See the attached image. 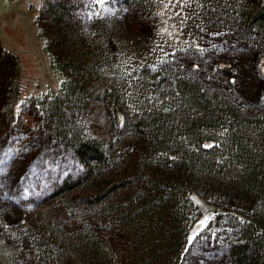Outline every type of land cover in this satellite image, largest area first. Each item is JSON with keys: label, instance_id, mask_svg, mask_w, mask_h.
Here are the masks:
<instances>
[{"label": "rangeland", "instance_id": "1", "mask_svg": "<svg viewBox=\"0 0 264 264\" xmlns=\"http://www.w3.org/2000/svg\"><path fill=\"white\" fill-rule=\"evenodd\" d=\"M48 1L54 0H0V264H94L91 227L105 252L99 259L111 253L116 260L138 262L142 235L162 239L158 233L172 225L175 201L164 200L161 210L153 206L140 220L121 225L109 203L91 199L92 182L73 155L54 144L42 107L64 77L45 49L47 36L49 45L58 40L57 30L43 22V36L37 22L39 16L45 20ZM63 1L70 25L64 57L92 75L85 131L115 144L112 169L125 182L112 195L115 203L127 207L134 206V197L159 198L176 170L189 176L178 155H149L151 140L138 128L162 109L175 111L178 120L188 117L184 96L170 84L174 77L196 81L206 94L218 93L240 116L264 119V31L246 30L241 0L210 5L147 0L146 6L137 0ZM145 70L158 72V79ZM115 124L124 125L119 137ZM243 132L252 133L251 128ZM152 164H159L157 174ZM224 170L192 173L196 179L187 197L194 208L181 223L187 226L183 264H234L229 250L237 236L231 224L259 210L253 198L237 206L224 202L223 188L241 190L243 172ZM146 179H155V187ZM144 223L149 225L143 228ZM263 259L253 264H264Z\"/></svg>", "mask_w": 264, "mask_h": 264}, {"label": "trees", "instance_id": "2", "mask_svg": "<svg viewBox=\"0 0 264 264\" xmlns=\"http://www.w3.org/2000/svg\"><path fill=\"white\" fill-rule=\"evenodd\" d=\"M137 1L141 6L147 5V0ZM202 1L209 5L218 2V0ZM67 9L63 0L48 1L42 11L45 20L39 16L37 21L43 36L47 32L41 27L43 22L52 23L57 30L58 40L49 45L51 37L49 39L47 36L45 49L52 57L55 67L64 77L61 89L56 94H52L46 105L42 107L45 123L48 122L46 126L48 125L49 128V136L55 145L61 146L73 155L72 157L86 174V178L90 179L95 191L91 199L95 202L109 203L115 211L116 216L114 217L120 219L121 225H129L133 220H140L153 206L161 210L164 207V200L175 201L172 225H165V232L162 234L157 232L162 239L154 234L153 237L142 235L143 250L138 255V262L126 263L122 259V261L119 260L120 257L116 260L111 256V253L107 260L99 259L97 255L101 254L102 256L105 252L100 248L101 241H98L99 237L91 227L93 239L92 242H89L92 247L91 256H89L92 262L94 261V264H183V259L186 256L183 245L187 226L184 228L181 223H185L192 217L189 214L191 207L194 208V204L187 197L193 193L192 183L196 179L193 178L192 173L195 170L209 171V169H213L214 174L221 175L226 167H238L243 172L239 180L241 190L237 186L223 188L224 202L237 206L239 201L253 198L259 204L258 211L245 214L244 219L237 223L232 222L231 225L234 227L237 237L230 247V257L234 264H253L264 258V170H262L264 165V119L240 116L234 111L235 107L232 108L227 99L218 93L206 94L198 91L199 85L196 81L174 77L170 84L180 92L182 98L184 96V111L187 109L191 111L187 114L188 117L178 120L175 111L162 109L149 119L140 122V125L138 122V128L143 136L151 140L152 147L149 150V155L157 154L156 151L178 155L181 158L178 161L181 163L180 166L185 168L189 176L176 170L172 179L164 178L166 180L164 182L165 193L159 198L146 197L144 201H140L138 199L141 197H134V206L127 207L124 202L117 201L115 203L112 195L125 182L121 183L119 178H115L112 169L116 163L112 160L115 144L92 137L85 131L82 117L87 112L88 100L93 92L92 75L85 69L86 67L78 69V66H74L64 57L67 55L66 45L69 44L65 37L66 30L70 28L67 23L69 21V14L66 15ZM240 13V21L246 24L248 28L246 30L249 33L264 31V3L261 0H241ZM65 23L66 25L63 26ZM145 72L149 73L147 70ZM158 75L159 73L155 72L151 73L150 77L155 81L158 79ZM159 84H161L160 80L156 86ZM113 90L118 92L115 88ZM123 127L122 124L114 125V133H118L116 137L122 134ZM247 128H251L252 133L245 134L243 130L246 131ZM207 140H212L213 144L204 145ZM122 146L120 145V147ZM121 150L118 151L120 155L123 153ZM164 162L168 163V158ZM152 167L156 170L153 173L157 174L160 170L159 164L154 166L152 164ZM188 168L191 169V172H188ZM162 173L164 174V172ZM146 180L150 186L155 187L151 183H155V179ZM66 182L68 183L67 179ZM67 183L64 187L69 189L70 186ZM194 188L196 190L197 187ZM194 193L202 199L205 198L201 192L195 191ZM107 222H109L108 219ZM174 222L177 224H173ZM148 225L144 223L143 228ZM44 250L43 248L41 251L45 252L46 250Z\"/></svg>", "mask_w": 264, "mask_h": 264}, {"label": "snow or ice", "instance_id": "3", "mask_svg": "<svg viewBox=\"0 0 264 264\" xmlns=\"http://www.w3.org/2000/svg\"><path fill=\"white\" fill-rule=\"evenodd\" d=\"M101 3L105 2V0H100Z\"/></svg>", "mask_w": 264, "mask_h": 264}]
</instances>
